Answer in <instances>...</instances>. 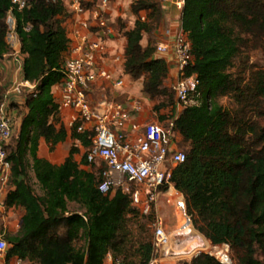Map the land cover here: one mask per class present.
I'll return each instance as SVG.
<instances>
[{
  "label": "trees",
  "instance_id": "obj_1",
  "mask_svg": "<svg viewBox=\"0 0 264 264\" xmlns=\"http://www.w3.org/2000/svg\"><path fill=\"white\" fill-rule=\"evenodd\" d=\"M184 1L182 28L194 58L186 76H196L199 85L192 96L195 105L187 106L175 122L188 151L186 162L173 170L171 184L183 195L195 229L211 245H228L237 264H264L257 257L258 249L264 256V127L257 119L264 116L260 109L264 72L247 84L230 73L243 50H261L264 55V0ZM29 2L28 9H15L14 16L24 56L23 79L35 89L25 95L27 113L8 146L12 165L8 186L13 190L5 200L7 209L21 208L25 214L19 232L6 236V261L105 264L111 255L124 264H148L153 242L133 241L129 217L138 211L129 197L120 190L107 195L99 191L106 166L97 172L80 169L74 159L80 152L76 146L59 167L38 156L41 139L51 151L71 139L87 150L81 163L86 166L92 134L62 123L54 98L53 89L64 78L61 67L68 49L66 8L59 0ZM12 8V0H0V63L12 53L6 23ZM131 10L137 17L133 28L119 22L127 41L124 71L133 80L144 78L143 92L158 103L156 112L172 111L173 93L166 85L169 65L154 57L152 44H141L144 34L160 27L162 2L133 0ZM142 13L145 21L140 20ZM221 97L234 98L237 109L223 108L217 102ZM30 171L42 195L34 189ZM70 203L80 212H72ZM191 264L221 263L201 253Z\"/></svg>",
  "mask_w": 264,
  "mask_h": 264
},
{
  "label": "built area",
  "instance_id": "obj_2",
  "mask_svg": "<svg viewBox=\"0 0 264 264\" xmlns=\"http://www.w3.org/2000/svg\"><path fill=\"white\" fill-rule=\"evenodd\" d=\"M59 1L68 13L64 24L68 49L61 67L64 78L60 84L61 96L58 103L60 110L73 111L69 122L70 128L77 125L79 133L92 134V146L87 154L88 164L92 166L101 163L106 166L99 191L107 195L120 190L129 197L134 209L143 215H150L164 189L170 191L173 187L171 184L173 170L184 164L187 159L186 154L178 148L179 136L175 130L178 117H173L165 123L152 122L141 125L134 119V116L143 110L140 100H132L131 109L114 99L106 98L94 102L91 98L94 86L106 85L112 90H121L125 87L124 78L117 77L104 68L107 60L124 66L125 48L123 47L121 54H112L110 47V43H116L123 37V30L119 28L120 19L113 20L109 13L113 0ZM184 3V0L178 1V9L183 11ZM12 5L13 8L6 20L7 43L10 50L17 55L22 54V44L17 34L14 10L24 11L30 7V2L12 0ZM140 20H146L145 13L140 14ZM156 56H170L172 64L176 67L177 77L171 83L170 90L180 109L195 105L192 96L196 93L199 82L196 76H186V71L193 64L194 58L191 42L182 25L174 30L165 31L164 39L157 43L154 57ZM34 89L35 85L21 82L10 88L0 103L2 187L8 185L11 176L12 165L8 160V146L15 135L18 122L17 109L9 96L11 93L25 96ZM153 229V256L148 264H162L168 260H175L176 264H180L183 258L173 251L171 235L161 217L156 218ZM8 249L7 240L0 236V264H8L6 261ZM203 252L221 264H233L228 245L213 246L209 243ZM201 253V250L194 251V258ZM113 264L124 263L117 260L113 261Z\"/></svg>",
  "mask_w": 264,
  "mask_h": 264
},
{
  "label": "crops",
  "instance_id": "obj_3",
  "mask_svg": "<svg viewBox=\"0 0 264 264\" xmlns=\"http://www.w3.org/2000/svg\"><path fill=\"white\" fill-rule=\"evenodd\" d=\"M180 0H161L162 2V7H163V20L160 25V27L157 29L156 32H154L153 37L155 36L157 39V43L161 40L164 39V33L166 30H174L176 29L179 25H182L181 19H182V10L178 9L177 3ZM133 4V0H113L110 8H109V13L112 17L113 20H119L120 18L126 17L127 12H131V6ZM118 42V41H117ZM116 43H110L111 47V53H115V46ZM122 46L125 48L127 41L126 38L123 37L121 38ZM143 47H147L148 43L142 41L141 42ZM18 52V49H17ZM66 57V53L63 55V59ZM155 58L159 59H164L167 61V64L169 65V76L166 80V85L170 89L171 83L176 79L177 77V70L176 67L172 64L170 56L167 57H161V56H156ZM23 63H24V56L23 54H18L16 53H11L10 55L6 56L3 61H1V70L4 71L10 81V88L16 86L17 84L24 82L23 79ZM104 68L111 73H114L117 77H122L125 80V87L121 90H112L109 89L108 87L105 86H94L93 91L91 93V98L94 102H99L104 100L105 98L107 99H114L117 102L124 103L126 106L131 109L132 108V100H140L142 103L143 110L141 113L136 114L134 116V119L137 123L144 125L147 123H152V122H161L165 123V121H161L157 118V116H160V119L164 115H168L170 113V109H162L160 112H156L154 110L155 106L158 104L157 102L151 101L143 92V84H144V78L140 80H133L130 76H128L125 71H124V66L113 63L112 60H107L104 63ZM21 81L19 82V80ZM54 92V98L56 103H59L60 101V96H61V86L57 85L53 89ZM10 101L14 104H17L19 106V109H21L22 113L19 116V121L17 122L16 125V132L20 129V125L22 122L23 117L26 115L27 110L25 108V102L26 98L25 96H19L17 94L11 93L9 96ZM16 108V107H15ZM173 116L174 118L179 117V115L182 113V109L178 106L177 103H175V106L173 107ZM73 115V111L71 110H61L60 112V118L62 123H64L68 128L69 127V122L70 119ZM17 116H18V111H17ZM18 128V129H17ZM71 140V139H68ZM67 140V141H68ZM66 141V142H67ZM64 142V143H66ZM77 142V141H76ZM64 143L58 144L53 151L50 150V145L44 140H40V146H39V152L38 156L41 159L47 160L49 163H51L53 166H61L65 160L69 157L71 147H68L65 149L63 146ZM79 143V142H78ZM80 144V143H79ZM76 147L79 148L80 152L75 155L74 159L75 161L80 165V169H84L86 171H91L92 167L88 165H82L83 161V156L86 153V149L83 148L80 145H76ZM81 148V149H80ZM84 149V151L82 150ZM29 176L31 179V182L34 186V189L39 195H42V191L40 190V186L38 185L35 175L32 171L29 172ZM4 187L0 185V221L2 223L1 227V236L7 235V234H12L15 235L19 232L20 227L22 225V218L25 214L24 210L21 208H9L7 209L5 207V200L8 195V192L10 190H13L10 186H8V191L3 192ZM4 205V206H3ZM69 209L73 212H80L78 209V206L75 205L74 203L69 204ZM5 210V212H4ZM14 212L17 213L14 214ZM83 212V210L81 211ZM19 218L18 226L17 229H13L12 221L13 218L15 217ZM188 225L189 224V219L187 221ZM191 226V225H190ZM183 230V229H182ZM182 232V231H181ZM179 237H186L187 239L189 238L187 235H183V233H179ZM198 239L200 241V244L202 245L201 247L194 248V249H205V246H208L209 242L207 240H202L201 237L198 238H193L189 240L187 243H190L192 240ZM183 240H180L179 243L182 244ZM186 243L183 242L181 249L186 248L185 246ZM187 245V244H186ZM197 246V245H196ZM179 249V248H178ZM180 249V250H181ZM195 251V250H194ZM192 252V251H190ZM178 255H183V252H175ZM189 253V252H188ZM8 264H26L17 261V259H12L8 262ZM105 264H113V258L111 255H108L107 258L105 259Z\"/></svg>",
  "mask_w": 264,
  "mask_h": 264
},
{
  "label": "rangeland",
  "instance_id": "obj_4",
  "mask_svg": "<svg viewBox=\"0 0 264 264\" xmlns=\"http://www.w3.org/2000/svg\"><path fill=\"white\" fill-rule=\"evenodd\" d=\"M136 20L137 18L132 14V12H127L125 18L123 19L120 18V21L122 22L121 25L127 28H133ZM156 31L157 30H155V32ZM153 34L154 32L151 34H148V33L144 34L142 41L146 43H150L152 44L154 48H157V39L155 36L153 37ZM119 41H121V39L118 40L115 46V53L121 54L123 50V46H122V43ZM258 72H261V73L264 72V55L261 50H255V49H249L246 51L243 50L242 53L234 59L233 65L230 69V73L233 76H239L241 77V79L244 80V84L250 83L254 79V75ZM20 81L21 79L19 80V82ZM9 84H10L9 77L4 71L1 70V66H0V95L3 96V99L7 91L9 90V87H10ZM1 102L2 101H0V103ZM217 102L219 105H221L225 109L235 110L238 107L235 99L232 97H221L217 100ZM260 102H261L260 109L264 113V99L261 98ZM175 103H176V99L173 95V105H175ZM13 106L16 107L18 111V121H19V116L21 115L22 111L21 109H19V106L17 104H14ZM172 111L168 115H164L165 119L167 118V116H169L170 118L174 117ZM157 118L161 120L160 116H157ZM257 119H258V123L262 127H264V116L259 117ZM12 142L13 141H11L10 143L11 145H12ZM76 145H80V144L73 140H68L66 143L63 144L65 149H67L68 147H71V148L75 147ZM9 148H8V151H10ZM178 148L180 151L184 153L188 151V146L185 145L183 142H181V140L178 141ZM82 150L84 151V149ZM92 168H94V171L97 172L98 169H104L105 165L104 164L101 165V163H98L94 165ZM8 190L9 189L7 185L6 187H4L3 192L4 191L7 192ZM170 191L169 189H164L162 195L158 199L157 206L153 210L152 214L143 215L140 212H136L135 214L129 217V227L132 231V239L133 241L137 243L140 240L143 241L142 239L144 240L149 239L153 242V238H154L153 224L157 217H161L167 225L168 233L171 235L173 251L183 252L182 253L183 255L180 256L181 258H183L180 264H191L195 257L193 254L194 250L195 251L201 250L202 253H205V252H203L202 249H194V248H198L202 246L198 239L192 240L190 243H187V242L193 238H198V237H201V239L204 241L207 239L195 229L194 223L191 222V218H189V216L187 215L183 195L179 193L178 191H176L174 187H172ZM178 197L182 198V201H183V202L181 201L182 203H179V201H174ZM181 205H182V210L184 213L183 217L179 215V212H180L179 209L181 208L180 207ZM184 209H185V212H184ZM14 214L17 215L16 212H14ZM187 217L190 219L189 224L191 226L187 224L188 223ZM18 222H19V218L17 216L13 218L11 225L13 226L14 230L17 229ZM1 227H2V223L0 221V236H1ZM179 233H183V235H187L189 238L187 239L186 237H179L178 236ZM7 235H12V234H7ZM7 235H5V239ZM180 240H183L182 244L183 242L187 244V245L185 244L186 248L181 249L182 244L179 243ZM208 242L210 243V241ZM208 246H205V247H208ZM257 257L260 260H264L263 251L261 249H258ZM230 258L233 264H237L234 253L231 251H230ZM162 264H176V263H175V260H168Z\"/></svg>",
  "mask_w": 264,
  "mask_h": 264
},
{
  "label": "bare ground",
  "instance_id": "obj_5",
  "mask_svg": "<svg viewBox=\"0 0 264 264\" xmlns=\"http://www.w3.org/2000/svg\"><path fill=\"white\" fill-rule=\"evenodd\" d=\"M172 191H173V190H172ZM170 193H171V191H170ZM170 193H169V194H170ZM169 194H168V195H169ZM174 201H179V203H182V202H183V201H182V198H179V197H178L177 199H175ZM181 201H182V202H181ZM180 207H181V208L179 209V211H180V212H179V215L183 217V216H184V213H183V210H182V205H181ZM184 208H185V207H184ZM181 210H182V211H181ZM184 212H185V209H184Z\"/></svg>",
  "mask_w": 264,
  "mask_h": 264
}]
</instances>
